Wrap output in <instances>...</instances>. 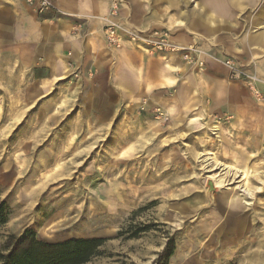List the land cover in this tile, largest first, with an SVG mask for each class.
Returning <instances> with one entry per match:
<instances>
[{
	"label": "rangeland",
	"instance_id": "rangeland-1",
	"mask_svg": "<svg viewBox=\"0 0 264 264\" xmlns=\"http://www.w3.org/2000/svg\"><path fill=\"white\" fill-rule=\"evenodd\" d=\"M39 1L0 0V201L11 210L0 251L30 230L46 243L105 240L88 264H153L171 242L170 264H264V237L256 239L264 233V46L248 39L264 31V0H197L218 4L212 31L189 0H137L155 23L138 34L145 47L162 33L172 49L186 47L181 71L188 75L175 88L161 78L168 51L136 52L133 29L122 24V46L107 41L105 16L131 0H108L89 31L86 19L54 0L41 12ZM30 17L76 21L55 45L66 47L53 56L58 71L49 54L36 56ZM178 21L187 26L180 32L172 27ZM124 57L150 79L122 100L115 81L133 75ZM223 73L232 85L219 83ZM223 86L229 100L213 105L207 91L223 98ZM247 169L260 173L247 180L250 194L242 190ZM214 176L227 186L209 190ZM232 197L242 212L235 229L225 208Z\"/></svg>",
	"mask_w": 264,
	"mask_h": 264
},
{
	"label": "crops",
	"instance_id": "crops-1",
	"mask_svg": "<svg viewBox=\"0 0 264 264\" xmlns=\"http://www.w3.org/2000/svg\"><path fill=\"white\" fill-rule=\"evenodd\" d=\"M53 2H55L56 3L55 6L59 7L60 10H62L63 12L69 13L73 17H78L80 19H86L87 20L86 25L88 26L86 28L88 31L91 29L97 30L99 24L98 25L96 24V21H97L96 18H98V14L103 15V14H106L108 11V0H54ZM129 4H130V7L128 6L129 8L124 7L122 10L121 17L123 20H125L126 22H128L130 25H132L135 28H143L144 26H152L155 24L154 22H148L149 19L145 18L146 14L144 13V8L142 6H140V4H139V2H137V0L135 2L131 0ZM200 4H201V7L206 10L205 13H201V11L199 12L200 15L204 17L202 20L200 19V21L201 22L203 21V23H205L207 31H212L213 28L218 26L217 23L219 22V20L214 18V15H215L214 13L217 12L215 10L216 9L219 10V8H217L218 4H215V7H213L211 4L209 6H207V5L203 4L202 2H200ZM208 14H211L213 16V19L211 17H207V16H209ZM37 21L38 20H37V18L35 19V17L34 18L30 17L27 20V22H29L30 27L33 25V27L29 30V33L30 32L33 33L32 40L34 41L33 45H35L36 56L42 55V56L46 57L49 54L52 58V63H51L52 71H58L57 68L55 67V61H54L53 56H56L58 54H64V49H66V47L65 46L64 47H62V46L55 47V45H58V44L60 45L62 42L65 41L67 30H69V29L74 30L76 21H74V19H72V18L71 19H61V18L57 19L55 17L50 18V19H45L43 24L40 22L38 23ZM206 21H215L216 26L213 27L212 25H210V23H208ZM166 27L168 28V26H165V28ZM172 27L179 29V32L181 31L180 27H177V26H172ZM172 30L175 32L174 29H172ZM98 31H99V29H98ZM190 33L195 35V36L200 37V34L196 35V33H194V32H190ZM98 34L99 33L97 32L96 35H98ZM258 34L259 33H256L254 36L248 37V39L251 43L264 46V39L261 36H259ZM256 35H258V36H256ZM48 42H49V45H46V43H48ZM182 45H184V44H182ZM130 46L133 49H135L137 52V50H138L137 48H135L131 44H130ZM72 49L75 50V57L78 59L81 55V52H82L81 46L79 44H76V45H73ZM139 51L141 53H145L141 50H139ZM145 54L148 56L147 53H145ZM162 56H163V54H162ZM144 57L145 56L143 55V58ZM124 61H125V65L130 70H133V75L122 76L121 78H118L115 81V87L117 90V94L119 95V97L122 100L126 99V98H131L134 94V88H136V86L138 87V89L140 87H142L143 85L145 87H147V84H148L149 79H150L147 70H145L144 71L145 73H143V72L139 71L141 69L138 70L135 66H133L132 65L133 63L130 60L125 58ZM183 63H184V61H182L177 56L167 54L166 58L164 59L163 72H162L163 74L161 76L162 81L165 83V85H167L171 88H175L179 85V83L186 80V77L188 74L182 73V71H181ZM217 63H219V62H217ZM53 64H54V66H53ZM66 70H67V67L65 65H62L61 71L63 73H65ZM179 72L182 73L181 76H178ZM217 76L218 75H216V77ZM223 76H224L225 80H223L219 83H221V84L224 83V85L225 84L226 85L227 84L228 85L233 84L228 80L227 73H223ZM159 79H160V77H159ZM199 80L203 84V86H206V83H207L206 78L200 77ZM223 87L227 90V91L222 90V91H226L225 93L221 94L223 96V98H220L219 95L213 96V94L210 91H207L204 88V90L207 91L208 94L210 95V98H211L210 101H212L213 105H217V104L222 103L223 101L229 100L228 99L229 89L227 88V86H223ZM230 93L233 94L232 91H230ZM135 94H136V96H134L135 98H137V97L139 98L142 96L141 92H138V91ZM146 95L149 96V92H147ZM249 97H250L249 95L244 96L245 99H250ZM238 99L242 100L243 97L240 96V97H238ZM226 105L228 107L229 104H226ZM262 129L264 130V126H262L260 128V130H262Z\"/></svg>",
	"mask_w": 264,
	"mask_h": 264
},
{
	"label": "trees",
	"instance_id": "trees-1",
	"mask_svg": "<svg viewBox=\"0 0 264 264\" xmlns=\"http://www.w3.org/2000/svg\"><path fill=\"white\" fill-rule=\"evenodd\" d=\"M11 214L6 201H0V228ZM141 233V232H140ZM103 239H71L59 243H46L26 230L10 243L11 249L0 251V264H88L100 256ZM175 253V243H169L153 264H170Z\"/></svg>",
	"mask_w": 264,
	"mask_h": 264
},
{
	"label": "bare ground",
	"instance_id": "bare-ground-1",
	"mask_svg": "<svg viewBox=\"0 0 264 264\" xmlns=\"http://www.w3.org/2000/svg\"><path fill=\"white\" fill-rule=\"evenodd\" d=\"M191 3H193V6H192V8L194 9H197V10H199V11H201V13H205V9H203L202 7H201V4L197 1V0H189ZM112 2H117V0H115V1H112ZM114 4V3H113ZM192 5V4H191ZM173 6H175V4L173 5ZM259 6V5H258ZM124 7H126V6H123V7H121L122 9H121V11H119V13H120V23L118 24V19L117 18H114L112 15H110V16H108V14H107V16H105L106 18H105V20H104V22H105V24H114L115 25V23L119 26V28H120V30H121V32L123 31L122 30V26H121V24L125 27V28H127V29H133V37H132V41H133V43H129V44H131V45H133L135 48H137L138 50H141V51H143V52H145V53H147V54H149L150 53V51H152V52H156V53H160L161 52V50L159 49V48H150L149 47V49H148V47H145L146 45H144L143 43H141L142 42V39L141 38H146L145 36H142V35H138V34H146V32H148L147 30H152V29H149V28H147V29H144V28H135V27H133L132 25H130L128 22H126L125 20H123L122 19V17H121V13H122V10H123V8ZM209 16H207V17H211L212 19H213V16L211 15V14H208ZM206 22H208V23H210V25H212L213 27H215L216 25V22L215 21H206ZM175 26H177V27H187L182 21H178L177 23H175ZM169 30V29H168ZM138 31V32H137ZM169 31H171V30H169ZM172 32V31H171ZM259 36H261L263 39H264V31H262V32H259V34H258ZM258 35H256V36H258ZM123 42V41H122ZM122 46V44L120 43V45L118 46L119 48ZM181 46L182 47H184L185 49H186V47L184 46V45H182L181 44ZM117 47V48H118ZM190 47V46H189ZM123 48V47H122ZM185 49H179V50H174V51H169L168 52V54L169 55H173V56H177L178 58H180L182 61H184V59H183V56H184V54L182 53ZM162 54H167V53H162ZM199 59H203V57H199ZM201 61V60H200ZM217 62H219L220 63V61H217ZM227 77H228V79L229 80H231V75L229 74V73H227ZM233 78H235V77H233ZM241 79V77L240 76H238V77H236V79L235 80H240ZM249 86V85H248ZM250 88V87H249ZM251 98V97H250ZM158 113H159V115H160V118H158L159 120H165L166 119V117H165V114L164 113H162L160 110H158ZM195 118V117H194ZM198 119V118H197ZM193 120H196V118L195 119H193ZM215 129H218L217 127H214ZM232 168V167H231ZM234 169H235V167H234ZM239 173V172H238ZM242 176H243V178H244V181H245V183L243 184V186H242V190H243V192H245V193H247V194H250L251 193V191H250V189L248 188V179L249 178H259V175H260V173H258L256 170H254V169H247V170H244L242 173ZM227 175H232L234 178H240L241 176H237L238 174L237 173H235V174H231V169L229 170V172H227ZM231 176V177H232ZM209 180H212L213 182H214V184H213V182L212 181H208V187H209V190H211V191H215V189L216 188H218V189H222V188H225L227 185H226V180H224V178H222V177H210V179ZM245 187V188H244ZM249 189V190H248ZM208 190V191H209ZM233 197H235V195L233 196ZM231 198L230 200H228V199H226V204H227V206L225 207V208H228V213H229V216H228V219H229V221L231 222V224H230V226H231V228L232 229H235L239 224H240V222H242V220H241V211H239L240 210V208H238L239 207V205H238V203H237V200L236 199H234V198ZM225 204V205H226ZM248 206V205H247ZM229 209H233V210H235L236 212H232V211H229ZM239 209V210H238ZM256 239L257 240H259V242H258V244L260 243H262L263 242V240H262V242H261V240H260V237H264V233H259V234H257L256 235ZM248 245H253L254 243L253 242H250V243H247Z\"/></svg>",
	"mask_w": 264,
	"mask_h": 264
},
{
	"label": "built area",
	"instance_id": "built-area-1",
	"mask_svg": "<svg viewBox=\"0 0 264 264\" xmlns=\"http://www.w3.org/2000/svg\"><path fill=\"white\" fill-rule=\"evenodd\" d=\"M50 7H51L50 4L47 1H45V0H40L39 3H38V9L41 12L49 10ZM118 14H119L118 5L114 4L112 6L111 15L114 18H117ZM105 28H106L105 36H106L107 41L110 44H113V46H117L118 47L120 45L121 41H122L121 36L118 33L119 32L118 25L116 23H115V25L114 24H106ZM156 35H158V34H156ZM160 35L161 36L159 37V41L155 42L153 48H159L161 51L166 50L168 52L170 50L174 51V50L184 49L181 46H176V48L172 49V46L170 45V42L168 40V38H169L168 33H162ZM184 52H185V50L182 53H184ZM184 58L188 59L189 61H191V58L189 56H185Z\"/></svg>",
	"mask_w": 264,
	"mask_h": 264
}]
</instances>
